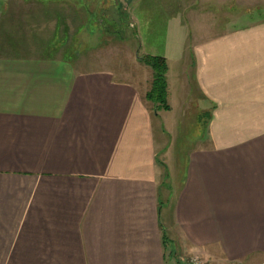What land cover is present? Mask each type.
<instances>
[{
  "label": "crops",
  "instance_id": "1",
  "mask_svg": "<svg viewBox=\"0 0 264 264\" xmlns=\"http://www.w3.org/2000/svg\"><path fill=\"white\" fill-rule=\"evenodd\" d=\"M0 11V264H174L166 235L220 264H264V0L190 45L166 40L180 43L163 52L168 83V59L186 60L209 109L176 150L152 77L73 61L62 18L29 2Z\"/></svg>",
  "mask_w": 264,
  "mask_h": 264
},
{
  "label": "rangeland",
  "instance_id": "2",
  "mask_svg": "<svg viewBox=\"0 0 264 264\" xmlns=\"http://www.w3.org/2000/svg\"><path fill=\"white\" fill-rule=\"evenodd\" d=\"M24 2L31 4L33 12L39 10L43 13L46 10L41 17L53 20L62 18V50L65 53L68 51L67 56H73L74 53L80 56L73 61L82 64L87 58L93 57L96 66L123 69L128 72L130 79L144 81L152 77L153 71L148 61L140 59L139 55H163L165 48L170 45H180L179 42L166 43L167 39L173 37L178 41L185 37V44L190 45L194 38L204 34L202 29L205 30L209 25L215 30L231 27L235 20L233 18L241 17V21L247 19L246 11L253 4V0H0V10L9 4ZM187 2L197 4L185 7ZM203 9H206L205 12ZM199 13L203 14L196 18ZM204 14H208V17ZM209 14H212L210 18ZM181 20L187 27L175 30L174 22L180 25ZM65 29L70 34L67 38ZM77 29L83 33L74 37ZM168 61L171 71L175 73L167 89L168 98L170 96V100H167L169 105L171 102L174 104V113L166 115L161 112L165 109L162 108L160 114L174 136L171 145L176 150L189 137L194 138L205 130L209 109L200 106L204 104L203 93L198 91L191 69L188 67L185 70L187 61L173 58ZM181 73H186L189 79L181 76ZM174 119L177 120L175 125L170 122ZM173 160L168 162L170 168L174 164ZM165 237V245L169 247L168 253H172L174 264H184L196 253L208 259L210 264H220L200 252L180 250L177 245L179 242L173 236Z\"/></svg>",
  "mask_w": 264,
  "mask_h": 264
},
{
  "label": "trees",
  "instance_id": "3",
  "mask_svg": "<svg viewBox=\"0 0 264 264\" xmlns=\"http://www.w3.org/2000/svg\"><path fill=\"white\" fill-rule=\"evenodd\" d=\"M140 59H145L150 64L153 74L151 88L147 93V98L154 103V109L156 111L162 108H169L168 103V81L167 71L168 62L163 55L157 54H144L139 55Z\"/></svg>",
  "mask_w": 264,
  "mask_h": 264
},
{
  "label": "built area",
  "instance_id": "4",
  "mask_svg": "<svg viewBox=\"0 0 264 264\" xmlns=\"http://www.w3.org/2000/svg\"><path fill=\"white\" fill-rule=\"evenodd\" d=\"M184 264H210L208 259L196 253L191 255Z\"/></svg>",
  "mask_w": 264,
  "mask_h": 264
}]
</instances>
